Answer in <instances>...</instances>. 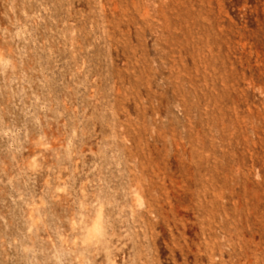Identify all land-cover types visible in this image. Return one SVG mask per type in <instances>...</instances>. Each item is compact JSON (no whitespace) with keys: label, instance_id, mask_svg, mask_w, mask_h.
Masks as SVG:
<instances>
[{"label":"rangeland","instance_id":"374dc122","mask_svg":"<svg viewBox=\"0 0 264 264\" xmlns=\"http://www.w3.org/2000/svg\"><path fill=\"white\" fill-rule=\"evenodd\" d=\"M0 264H264V0H0Z\"/></svg>","mask_w":264,"mask_h":264}]
</instances>
